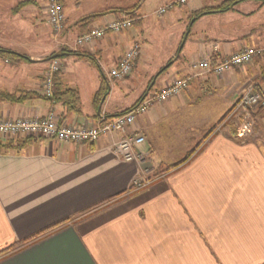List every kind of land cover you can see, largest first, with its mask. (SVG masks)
<instances>
[{
	"label": "crops",
	"instance_id": "1",
	"mask_svg": "<svg viewBox=\"0 0 264 264\" xmlns=\"http://www.w3.org/2000/svg\"><path fill=\"white\" fill-rule=\"evenodd\" d=\"M6 1L11 16L26 13L32 19V27L23 32L41 40L24 43L17 23L0 20V49L31 60L0 56V91L27 96L18 103L0 100V119L44 118L53 112L59 124L92 126L128 111L175 79L189 78V83L177 96L153 104L123 134L92 143L41 137L18 150L0 147V252L5 250L0 264H264V124L259 113L254 133L245 139L235 136L233 118L218 125L246 88L264 81V26L259 25L263 34L257 28H236L237 17L255 15L261 3L246 0L212 14L220 20L218 31L191 38L201 19L192 23L191 16L209 7L184 11L177 19L179 33L170 39L172 49L148 65L135 32L74 45L86 30L79 24L84 18L103 14L91 24L95 27L108 22V15H113L111 21L128 18L111 12L129 8L71 19L67 0H61L64 35L56 50L35 19L46 15L40 10L45 0H0V11ZM246 3L259 8L238 13ZM138 10L132 26L141 29ZM174 15L169 14L171 22ZM134 43L140 52L131 74L124 80L109 78L107 72ZM247 47L262 52L247 66L220 76L191 66L201 58L222 60ZM61 50L92 58H56L60 70L52 76V95L75 91L77 111L43 94L52 61L44 60ZM126 135L142 138L137 147L148 157L140 167L125 163L112 149ZM144 168L151 170L149 176L157 174L155 180L130 191Z\"/></svg>",
	"mask_w": 264,
	"mask_h": 264
},
{
	"label": "built area",
	"instance_id": "2",
	"mask_svg": "<svg viewBox=\"0 0 264 264\" xmlns=\"http://www.w3.org/2000/svg\"><path fill=\"white\" fill-rule=\"evenodd\" d=\"M183 2V0H179L174 5H180ZM165 11L163 8L157 13L163 14ZM46 21L54 31L60 32L64 21L61 0H46ZM131 26L132 20L129 18L108 21L92 27L89 31L78 36L74 45L82 47L100 40L107 34H119L127 31ZM139 52V44H132L124 52L116 66L107 72V76L114 80H124L131 74L134 63L139 57ZM261 52V49L247 47L222 60H215L211 57L201 58L191 66L204 73L220 76L232 69L247 66ZM59 70V60H52L44 77L43 94L45 97H52V76ZM188 83L189 78L175 79L159 91L145 95L139 103L128 111L114 118L103 119L102 122L92 126L71 127L59 124L53 112H49L44 118L0 119V137L33 136L51 138L59 142L92 143L101 136L125 133L139 115L147 112L153 104L177 96L188 87ZM259 110H261V121L264 124V81L261 84H252L246 88L230 109L227 117L234 119L235 136L238 139L252 136ZM141 141L142 138L138 135H126L114 141L112 149L125 163H132L140 167L148 157L147 153L141 152L137 147ZM150 173L151 170L148 168L142 169V178H137L132 182L130 191L140 190L151 184Z\"/></svg>",
	"mask_w": 264,
	"mask_h": 264
},
{
	"label": "rangeland",
	"instance_id": "3",
	"mask_svg": "<svg viewBox=\"0 0 264 264\" xmlns=\"http://www.w3.org/2000/svg\"><path fill=\"white\" fill-rule=\"evenodd\" d=\"M179 0H67V6H66V13L70 16L71 19H77L79 17H85L89 14H96L101 13L103 11H107L114 8H130L132 6L138 5L139 10L138 14L142 16L143 24L141 29H137L135 24L131 26L130 29H128V32H135L137 37V41L141 44V49L146 50L144 55V60H147V64L151 65L152 62H158L159 59H161L168 51L169 48L172 49L173 45L170 42V39L178 35L179 30L181 29V26H179V22L177 19L179 17L181 18L182 15H185L184 11L189 10H196L203 7H214L219 5L221 2L220 0H185V3L180 5H174ZM243 3V2H242ZM241 4V3H239ZM237 4V5H239ZM1 5L4 7L0 12L2 13V16L0 17V20H3V23L5 24H18L19 26V36L21 40L24 41V43L27 42H34L36 44L35 34L29 33L28 34L23 32L25 29V26H28V28L32 27V19L30 16H27L26 13L23 15H16L11 16L9 14V2L6 1L1 3ZM236 5V6H237ZM261 9H259L255 15H250L247 17H236L238 18L237 22L238 25L236 28L238 30L244 29H252L257 28V34L262 33L263 29L260 26H264V4H260ZM254 4H242L240 7L237 8L238 13H251V11L258 9L259 7H253ZM165 8V12L163 14H158L157 12L160 9ZM41 12H44L46 10V0L44 1L43 8L41 7ZM173 12L175 15L172 17L173 22L170 21L169 14ZM71 13V14H70ZM118 17L121 16V14H115ZM46 16L44 13L42 17H39L38 19L35 17L37 23L41 25L42 27V35L48 36V40H51L50 42L54 41V45L57 46L56 50L61 48V40L60 36L64 35L62 32L63 30H60V32L54 31L46 21ZM216 15H208L201 17V19L198 20L197 24H195L192 31L189 33V38H191L195 33L196 37L199 35L205 34V33H212L213 31H218L219 29V22L220 20H217ZM228 16H233L231 13H229ZM113 15H108L107 20L111 21ZM235 17V18H236ZM43 18V20H41ZM16 21V22H15ZM41 35V36H42ZM40 36V37H41ZM24 38V39H23ZM35 38V39H34ZM41 40V39H37ZM249 43H254L253 41H250ZM34 44V46H35ZM42 45L41 43H39ZM57 44V45H56ZM184 40L181 41V44L178 46V50L183 47ZM36 45V46H40ZM53 45V43H52ZM41 48V47H40ZM189 44H185L184 46V52L188 51ZM175 49V48H174ZM178 55V54H177ZM61 59H64L62 57ZM151 59V60H150ZM150 60V62H149ZM42 65V64H41ZM152 83V82H151ZM155 88V87H154ZM222 109V107H220ZM216 116V114H214ZM201 116V115H200ZM228 121L229 118L226 117L224 121ZM223 121V122H224ZM226 121V122H227ZM231 124V123H228ZM25 138H41V137H33V136H1L0 142L4 143L6 140H23ZM154 175V174H153ZM155 176H149V179L151 182L155 180ZM144 189V188H142ZM141 190V189H140ZM138 191V190H136ZM133 192V191H132Z\"/></svg>",
	"mask_w": 264,
	"mask_h": 264
},
{
	"label": "trees",
	"instance_id": "4",
	"mask_svg": "<svg viewBox=\"0 0 264 264\" xmlns=\"http://www.w3.org/2000/svg\"><path fill=\"white\" fill-rule=\"evenodd\" d=\"M244 1H246V0H228V1L222 2L221 4L214 6V7L203 8L202 10L195 12L191 16V21H193L192 23H194L199 18L207 16V15L228 12V11L232 10L235 5H237L241 2H244ZM255 1H258L261 4H264V0H255ZM137 10H138V5H135L132 8L125 9V10L124 9L123 10H115V11H112L111 13H121L122 15L131 19L134 23L137 21V14H136ZM102 15L103 14L88 16V17L84 18L82 21H80L79 24H83V26L86 27L85 32H87L92 28L91 24L94 22V20L98 17H101ZM57 54L60 55V57L66 54L68 56H80V57L88 58L90 60L92 59L89 56H84L83 54H81L79 52H71V51H67V50H61L60 52L52 54V55H57ZM0 56L1 57H8L9 59H12V60H20V59L27 60L26 57L19 56L13 52L5 51L2 49H0ZM163 71H164L163 69L160 70L158 72L157 76L160 75ZM26 98H27V96H25V95L15 96V95H10L5 91H0V100L1 101L17 102L18 103L22 100H25ZM52 98L56 99V100H57V98L62 99L63 100L62 103L65 107H67V109L77 111V107L79 105V97H78V93H76L75 91L66 90L62 93H58V96L54 92L52 95ZM229 112H230V110L219 120L218 125L223 123V121L228 116ZM260 112H261V110H259L257 113L259 114ZM122 113H124V112H122ZM214 129L215 128H213L211 130V132ZM32 139H35V138H25L23 140L22 139L21 140H6L4 143L0 142V147L6 151L18 150L22 145L31 141ZM192 154H193V152H191L188 155V157H190ZM185 160H183L182 162H180L179 164H177L175 166L169 167L167 170H171L172 168L177 167L181 163H184ZM3 251H5V250H3ZM3 251L0 252V254H2Z\"/></svg>",
	"mask_w": 264,
	"mask_h": 264
},
{
	"label": "water",
	"instance_id": "5",
	"mask_svg": "<svg viewBox=\"0 0 264 264\" xmlns=\"http://www.w3.org/2000/svg\"><path fill=\"white\" fill-rule=\"evenodd\" d=\"M58 57H60V55H58V54L57 55H52L49 58L45 59L44 61L45 62H49V61L54 60V59H56ZM27 60L31 62V60H29V59H27Z\"/></svg>",
	"mask_w": 264,
	"mask_h": 264
}]
</instances>
